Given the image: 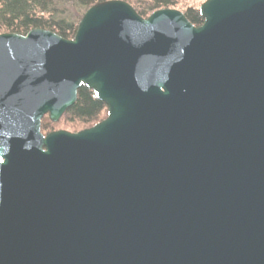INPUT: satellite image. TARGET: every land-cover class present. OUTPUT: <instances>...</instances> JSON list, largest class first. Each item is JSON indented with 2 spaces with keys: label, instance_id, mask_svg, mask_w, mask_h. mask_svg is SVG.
I'll return each mask as SVG.
<instances>
[{
  "label": "water",
  "instance_id": "95a60500",
  "mask_svg": "<svg viewBox=\"0 0 264 264\" xmlns=\"http://www.w3.org/2000/svg\"><path fill=\"white\" fill-rule=\"evenodd\" d=\"M199 13L0 33V264H264V0ZM82 84L106 117L43 134Z\"/></svg>",
  "mask_w": 264,
  "mask_h": 264
},
{
  "label": "trees",
  "instance_id": "16d2710c",
  "mask_svg": "<svg viewBox=\"0 0 264 264\" xmlns=\"http://www.w3.org/2000/svg\"><path fill=\"white\" fill-rule=\"evenodd\" d=\"M105 0H0V33L25 35L33 28H42L57 35L72 39L83 13L93 4ZM129 3L141 17L146 18L153 11L162 8L180 10L194 26L203 22L199 6L181 4L183 0H123ZM107 115V105L94 92L81 85L74 103L55 122L48 114L41 119L43 134L60 129L77 132L90 127Z\"/></svg>",
  "mask_w": 264,
  "mask_h": 264
},
{
  "label": "rangeland",
  "instance_id": "374dc122",
  "mask_svg": "<svg viewBox=\"0 0 264 264\" xmlns=\"http://www.w3.org/2000/svg\"><path fill=\"white\" fill-rule=\"evenodd\" d=\"M203 1H205V0H183V1H181V4H193V5H197L199 3H202ZM56 130H60V129H56ZM52 131H54V130H52Z\"/></svg>",
  "mask_w": 264,
  "mask_h": 264
}]
</instances>
